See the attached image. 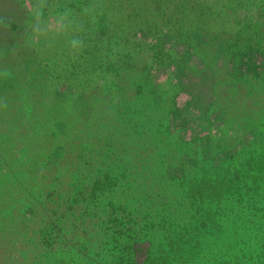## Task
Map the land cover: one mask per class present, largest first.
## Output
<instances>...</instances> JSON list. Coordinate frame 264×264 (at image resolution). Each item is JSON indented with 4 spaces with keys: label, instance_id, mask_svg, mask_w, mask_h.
<instances>
[{
    "label": "trees",
    "instance_id": "1",
    "mask_svg": "<svg viewBox=\"0 0 264 264\" xmlns=\"http://www.w3.org/2000/svg\"><path fill=\"white\" fill-rule=\"evenodd\" d=\"M103 2L125 14L124 28L117 34L123 41L125 37L141 34L149 47L135 55L120 54L121 58L113 61L107 55L105 71L114 86L106 94L89 95L77 114L68 115L59 98L47 93L44 75L37 78L29 75L25 79L20 70L22 81H19L15 61L9 62V58L4 61L12 76L5 86L12 98L0 106L4 110L6 105V123L2 127L9 124L0 152L27 142L26 152L33 155L35 150L36 155L21 163V170L15 168L19 165L15 163L12 174L0 179V264H7L15 250L22 247L28 252L41 250L38 241L27 240L22 232L26 225L21 208L35 204L38 199L45 210L53 213L47 221L44 219L47 229L43 242L49 255L45 260L39 259L38 264H108L109 258L111 264H135L134 253L137 263L136 252L141 247L139 239H148L146 234L156 230L161 222L184 225L181 222L189 215L194 222L206 218L204 236L195 240V234L187 240L188 244L195 243L193 249H198L195 264H213L212 257L217 264H264V13L248 22L234 40L226 38L230 34L227 30L207 29L208 39L194 45L192 41L199 28L188 31L182 25L186 17L196 23L191 24L194 28L201 24L194 5L182 0ZM6 9L9 10L0 2V25L7 22L13 30L18 29L20 26L13 18L5 17ZM100 31L96 29L93 35H102ZM251 35L253 38L249 40ZM258 41L261 44H256ZM176 44L181 48L189 44L203 60L210 62L215 57L210 46L223 45L237 64L236 73L223 74L221 68L217 70L222 79L215 90V102L225 109L227 116L231 115L227 118L231 124L242 130L250 129L252 135L238 155L220 160L215 178L203 172L207 169L201 160L197 164H184L185 176L177 181L170 182L167 178L179 153L166 131L170 115L166 100L157 99L160 94L152 93L155 87L152 76L156 65L169 66ZM254 53L258 55L251 64L255 68L249 70L245 64ZM257 59L260 62L256 64ZM101 67L104 65L98 68ZM121 101L126 103L124 112L118 109ZM56 125L65 127L63 138L57 143L62 144L61 159L67 168L64 172L72 173H68L69 179L65 178L57 165L62 178L51 186L52 191L43 200L41 193L46 189L42 187L43 180L47 178L43 159L57 133ZM96 172L103 173V177L109 172L110 176L104 183L93 182ZM187 175L195 177L193 183ZM46 204L66 206L68 210L66 217L60 215L63 227L59 234H55L53 226L58 213L46 208ZM103 215L113 222L108 223ZM139 217L147 222L140 224ZM148 227L150 232L145 233ZM72 235L73 244L67 239ZM35 236L40 238L41 233L35 230L32 237ZM152 248L148 242L141 264H152ZM178 251L181 253L182 249ZM63 255L69 258L68 262L61 263ZM182 256V264L190 261ZM58 257L60 260L55 261ZM175 261L172 259L170 264Z\"/></svg>",
    "mask_w": 264,
    "mask_h": 264
},
{
    "label": "rangeland",
    "instance_id": "2",
    "mask_svg": "<svg viewBox=\"0 0 264 264\" xmlns=\"http://www.w3.org/2000/svg\"><path fill=\"white\" fill-rule=\"evenodd\" d=\"M103 1L0 0L3 5L9 8V10L6 9L7 12L5 11L7 20L13 18L15 24L20 26L13 30L11 24H7V22L0 25V106H3L8 98H12L7 92L8 87H5L12 77L9 75L10 68H6L4 63L8 58L9 62L15 61V70L16 68L19 69L15 72L19 81H22V79L20 80V70H22L25 79H28L29 75L33 78L44 75L47 82V93L59 98L62 109L68 115L77 114L82 110L89 95L106 94L108 88L114 86L112 80L109 83V74L105 71L104 62L107 60V55L113 61L121 58L120 54L125 56L139 54L149 46L145 45L146 41L143 40L141 34L135 38L125 37V41H130L126 44L120 38L121 36L117 35H120V30L124 28L122 20L125 19V14H121V9L118 11L117 8L105 4ZM182 1L194 5L193 9H196V14L200 16L198 20L201 24L197 28L191 26V24L196 23L189 17H186L185 23H182L188 31L199 28L198 34L194 38L195 41H192L194 45L198 41H203L204 38L208 39L205 32L207 29L220 30V32L227 30L230 34L226 38L230 37L234 40L238 37L239 32L245 29L244 27L248 22L255 21L264 13V0ZM120 25L122 26L120 27ZM105 27L108 29L103 32ZM96 29H100L99 34L102 35H93ZM109 36L110 40H107ZM252 38L253 35L249 40ZM257 43L261 44L260 41ZM188 45H182V48L178 47L177 44L173 45L172 52L174 55H172L173 58L169 66L163 65L160 68L161 65H156L152 76L155 86L152 88V93L153 95L160 94L156 96L157 99L166 100L167 109L170 113L166 131L174 139V145L179 153L176 162L172 163L168 170L167 178L170 182L185 176L184 164H197V160L206 163L205 169L207 170L203 172H207L206 174L209 173L215 178L214 171L220 160L227 156L238 155L237 153L245 147L252 135L250 129L244 128L242 130L238 125L231 124L227 120L231 115L227 116L225 109L222 106L219 107L215 102V90L222 79V74L217 70L221 68L223 74L225 71L230 74L236 73L235 58H232L224 50L223 45L210 46V49H213L215 53L212 63L210 60H203L196 49H191ZM131 46L132 50L130 49ZM189 49L191 52L188 53L187 50ZM115 54H118L117 57ZM254 54L248 57L245 64L249 70L255 68L251 64L254 63L258 55ZM258 62H260L259 59H257L256 64ZM103 65L104 68H98ZM113 88L115 89V87ZM5 107L6 105L4 110ZM118 109L121 112L126 111V103L121 101ZM4 110L0 108V147L4 143V133L9 130L8 123L2 127L6 123ZM55 130L57 133L43 159L44 174H47L42 186L46 187L45 192L41 193L43 200L46 193L50 194L52 191L51 186H54L62 178L59 176L60 172L57 165L61 166L62 174L69 179L68 173L70 172H64L65 161L63 162L61 159L60 145L62 146V144L57 143L63 138L65 127L56 125ZM58 136L60 137L56 139ZM32 138L35 139L36 135H32ZM27 149V142H22L8 151L0 152V179L7 178L12 174L15 163H19L15 168L21 170V163L24 164L28 157L31 158L36 155L35 150H33L34 154L32 155V153L26 152ZM102 174L99 175L96 172L92 181L103 182L107 176H110L109 172H106L104 177ZM187 178L190 179L191 183L195 180L194 176L187 175ZM116 187L119 192H122L120 183H117ZM224 188L226 190V187ZM65 193L62 192V194ZM40 201L38 199L35 204L28 207L23 206L21 210H23L25 218L23 225H26V228L23 227L22 230L24 237L27 240L30 238L38 241L42 245L41 250L28 252L24 251V247H22L15 250L14 257L7 264H38L39 259L45 260L49 255L48 248L44 246L43 242L46 238L44 236L45 229H47L44 219L47 221L48 216L53 215V213L45 210ZM45 206L58 213L53 226L55 227V234H59L63 227L60 223V215L66 217L68 210L66 206L62 208H57L52 204ZM103 216L108 223L113 222L107 215ZM189 217L181 222L182 224L185 223L181 226L178 223L164 225L161 222L156 230L146 234L148 239L145 240L153 245L151 249L152 264H170L172 259L176 260L174 264L178 262L182 264V259H180L182 255L185 260H190L186 261V264H195L193 261L198 249L197 247L193 249L195 243L188 244L187 240L189 236L195 234V240H200L204 236L207 228L203 222L206 218H198L194 222V217L192 219ZM138 220L140 224L147 222H142V217H139ZM169 222L171 223L173 220ZM67 225L73 227L71 223ZM190 227L192 229L187 231ZM149 228L145 230V233L150 232ZM35 230L41 233L40 238L32 237ZM72 237L73 235L67 238L71 244L74 243ZM145 240L139 239L138 245L141 244V247L138 246L136 252L137 263L134 253L135 264H141L146 257L148 242ZM180 249H182L181 253L178 251ZM172 250L175 252L171 253ZM68 259L63 255L61 263L68 262ZM212 259L213 264H217L213 257ZM56 260H60V258H55ZM108 264H111V258H109Z\"/></svg>",
    "mask_w": 264,
    "mask_h": 264
}]
</instances>
